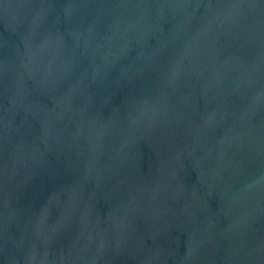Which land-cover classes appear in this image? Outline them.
I'll use <instances>...</instances> for the list:
<instances>
[{
    "label": "water",
    "instance_id": "obj_1",
    "mask_svg": "<svg viewBox=\"0 0 264 264\" xmlns=\"http://www.w3.org/2000/svg\"><path fill=\"white\" fill-rule=\"evenodd\" d=\"M0 264H264V0H0Z\"/></svg>",
    "mask_w": 264,
    "mask_h": 264
}]
</instances>
